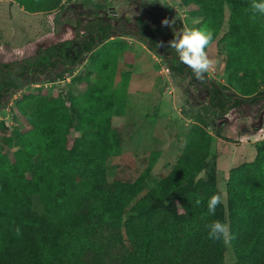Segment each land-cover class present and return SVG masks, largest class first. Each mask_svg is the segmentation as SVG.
I'll list each match as a JSON object with an SVG mask.
<instances>
[{
  "label": "trees",
  "instance_id": "1",
  "mask_svg": "<svg viewBox=\"0 0 264 264\" xmlns=\"http://www.w3.org/2000/svg\"><path fill=\"white\" fill-rule=\"evenodd\" d=\"M12 1L28 13H52L70 0ZM110 1L115 0L92 4L98 17L86 27L84 39L40 49L15 68L0 63V109L6 107L8 92L23 88L25 79L35 81L37 73L56 72L63 65L61 77L87 53L93 66L72 78L70 106L41 86L17 100L29 128H16L19 145L11 155L0 146V264H224L226 243L207 239L204 227L214 219L229 225L233 264H264V145L252 161L230 170L227 204L222 202L215 216L204 215L208 198L221 193L217 159L210 158L211 120L264 99V16L256 23L249 19V0H183L199 8L200 27L213 30V42L228 9L224 73L226 87L235 92L229 95L200 80L209 98L203 111L189 112L194 124L169 174H152L153 154L136 177L122 175V163L110 177V162L123 155L133 133L128 124L112 123L113 117L126 115L129 72L115 86L126 43L113 38L114 26L98 14ZM138 26L150 49L166 43L159 26L141 18ZM171 54L169 68L196 79L175 50ZM4 142L13 147L14 136ZM197 198L202 199L199 206Z\"/></svg>",
  "mask_w": 264,
  "mask_h": 264
},
{
  "label": "rangeland",
  "instance_id": "2",
  "mask_svg": "<svg viewBox=\"0 0 264 264\" xmlns=\"http://www.w3.org/2000/svg\"><path fill=\"white\" fill-rule=\"evenodd\" d=\"M97 0L86 5L83 0L65 1V7L52 13H28L12 0H0V63L13 64L32 58L40 49L67 39L85 38V30L98 16L91 11ZM116 11L121 14H100L106 22L117 27L122 33L115 34L126 43V50L120 54L115 77V86L122 85V73L129 72L127 84L126 115L115 116L116 126L128 124L133 130L132 137L123 155L110 162L109 176L113 177L120 163L121 174L130 178L143 171L152 155L156 156L152 174L157 178L166 176L177 164L184 148L187 132L194 124L189 112L203 111L209 97L208 89L200 80L174 73L160 49L152 50L133 30L137 29L138 18L164 30V42L174 38L183 25L200 27L202 14L199 8L184 4L183 0H115ZM108 7L102 12L108 11ZM173 13V14H167ZM228 14L223 28L213 44L206 49L214 61L205 82L220 86L227 94H233L224 73L225 43L222 36L228 27ZM58 17V21L56 18ZM178 20V26L164 25L163 21ZM163 20V21H162ZM162 21V22H161ZM174 49L169 47L168 52ZM86 54L84 61L63 76L57 75L64 67L45 74H38L35 81L5 96L6 107L0 109V146L10 155L18 147L16 128H29L26 119L17 109V100L38 86L51 97L64 99L70 106L73 94L70 83L79 73L93 70ZM212 136L210 158L217 159L218 186L222 199L227 204L226 187L230 170L239 164L252 161L264 145V99L245 103L230 109L227 113L211 120L207 128ZM6 136H14L13 147L4 142ZM228 224V223H227ZM224 264H233L235 253L226 244Z\"/></svg>",
  "mask_w": 264,
  "mask_h": 264
},
{
  "label": "clouds",
  "instance_id": "3",
  "mask_svg": "<svg viewBox=\"0 0 264 264\" xmlns=\"http://www.w3.org/2000/svg\"><path fill=\"white\" fill-rule=\"evenodd\" d=\"M245 11L249 14V19L256 23L258 18L264 16V0H249ZM175 21L165 19L164 25H174ZM214 32L207 25L201 27H190L183 25L175 32L174 38L168 44L174 49L180 62L192 70L198 80H205L214 61L209 57L206 49L213 44ZM223 202L220 192L213 193L207 200V212L205 216H215L217 207ZM202 203L201 198H197L195 205ZM204 218V217H202ZM207 230V239L213 241L223 240L228 243L230 240L229 225L220 219H214L205 223ZM20 228L15 229V233L20 235Z\"/></svg>",
  "mask_w": 264,
  "mask_h": 264
},
{
  "label": "flooded vegetation",
  "instance_id": "4",
  "mask_svg": "<svg viewBox=\"0 0 264 264\" xmlns=\"http://www.w3.org/2000/svg\"><path fill=\"white\" fill-rule=\"evenodd\" d=\"M108 11H106V12H102V9L99 11V13L98 14H121V13H119V11H116V7H115V5H109L108 6ZM93 14H95V12H94V10H92L91 11ZM167 14H173V13H169V12H167ZM163 21V20H162ZM161 21V22H162ZM178 20H176L175 19V24L178 26ZM182 28V27H181ZM114 30H115V34H119V33H122L123 31H120L117 27H115L114 26V28H113ZM134 32H136V34L138 35V36H140L141 38H146L145 36H143V35H141L140 34V27L139 26H137V29L136 30H133ZM169 44H167V43H162V44H160L158 47H157V49H160L162 52H163V54H165V59H166V61H167V63H168V58L170 57V58H172V54L170 53V52H168V49H169ZM20 63H25V61H21V62H19L18 64H20ZM11 65V67L13 68V64H10ZM60 66H63V65H60ZM64 67V66H63ZM59 69V68H58ZM57 69V70H58ZM48 71H54L52 68L51 69H49ZM29 73V70H27L26 71V74H28ZM38 74H40V73H37L36 75H38ZM191 77V76H190ZM32 78H33V76H32V74H31V77H30V80H32ZM24 82H25V84H27V83H29V80H24ZM8 94H11V92H8ZM209 98V97H208Z\"/></svg>",
  "mask_w": 264,
  "mask_h": 264
}]
</instances>
